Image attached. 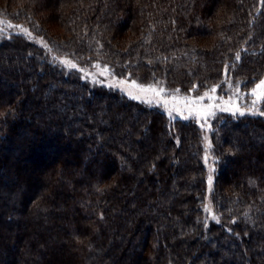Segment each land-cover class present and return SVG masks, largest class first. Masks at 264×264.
I'll use <instances>...</instances> for the list:
<instances>
[{"label": "trees", "instance_id": "1", "mask_svg": "<svg viewBox=\"0 0 264 264\" xmlns=\"http://www.w3.org/2000/svg\"><path fill=\"white\" fill-rule=\"evenodd\" d=\"M0 14L48 43L0 39V264H264V115L215 120L209 221L197 120L52 60L247 90L264 75V0H0Z\"/></svg>", "mask_w": 264, "mask_h": 264}, {"label": "rangeland", "instance_id": "2", "mask_svg": "<svg viewBox=\"0 0 264 264\" xmlns=\"http://www.w3.org/2000/svg\"><path fill=\"white\" fill-rule=\"evenodd\" d=\"M9 23L13 27H9ZM15 26H23L31 33L32 40L36 41L42 46H47L48 43L43 36L36 34L31 26L24 20L17 22L6 16L0 14V39L4 36H10L14 33H23L20 28ZM24 34V33H23ZM55 60L61 68L65 69V72H71L73 69L79 72L85 80H88L93 85L103 84L109 87H115L123 91L126 95L133 98V96H140L141 99H136L145 102L151 106L159 107L164 110L169 118L170 123H173L176 119H196L203 131L204 150L203 161L207 169L206 173V193H205V210L208 216V220H219L220 215L217 213L216 205L213 201V191L215 186V177L217 172V159L214 156L211 132L215 120L221 117V114H233L240 115L239 112L235 114L230 111H222L225 107L236 106L239 109L244 110V114H260L262 102L264 100V88L257 89V95L252 94V90L257 88V85L264 80V75L257 80L247 90H242L238 85L232 82V79H224L222 84L212 85L205 90L196 91L191 90L183 92L178 88L171 89L167 83L161 78L152 81H140L137 78L129 76H120L116 74L107 64L100 61L91 62L89 65H80L69 56L59 55L55 56L52 60ZM65 59L71 61L76 67H69L62 61ZM74 71V72H75ZM215 87V92L211 89ZM155 88L157 91L163 89L159 95L151 91H141V89ZM132 93V96L129 93ZM207 94V95H206ZM259 96V99L257 98ZM200 97H204L203 100ZM151 101V102H149ZM159 101V102H157ZM167 101V104H165ZM255 101V104H253ZM211 106V111L214 115H208L205 119L204 116L192 111L193 109L207 110ZM179 109V111H177ZM249 109H252L251 111ZM171 111V115L169 112ZM207 157V159H206ZM229 175H232L231 173ZM209 176H211V185H209ZM213 216L216 219H213Z\"/></svg>", "mask_w": 264, "mask_h": 264}, {"label": "snow or ice", "instance_id": "3", "mask_svg": "<svg viewBox=\"0 0 264 264\" xmlns=\"http://www.w3.org/2000/svg\"><path fill=\"white\" fill-rule=\"evenodd\" d=\"M9 27H13V25H11V24L9 23ZM15 27L20 28V30H21L24 34H26V35H28L29 37H31V33H30L27 29L23 28V26H15ZM236 59H237V60L240 59V54H239V53L236 54ZM62 62L65 63L66 65H68L69 67H73V68L76 67V65H75L74 63H72L71 61H69V60H67V59H65V60L62 61ZM260 88H264V80H262V81L260 82V84L257 85V88H255V89L252 90V94H253V95H257V89H260ZM141 91H151V92L155 93L156 95H159L160 92L163 91V89H160L159 91H157L155 88H149V89H141ZM211 91H212V92H215V87H213V88L211 89ZM129 95L132 96V93L130 92ZM206 95H207V94H206ZM261 95H264V93H261ZM133 98H134V99H141V97L138 96V95H137V96H133ZM257 98L259 99V96H258ZM200 99L203 100L204 97H200ZM149 102H151V101H149ZM157 102H159V101H157ZM165 104H167V101H165ZM253 104H255V101H253ZM221 110H222V111H230V112H233L234 114H235L236 112H239L240 115H243V114H244V110H241V109H239V107H236V106L225 107V108H223V109H221ZM249 110L251 111L252 109H249ZM177 111H179V109H177ZM192 111H195V112H197V114H200V115L204 116L205 119L207 118L208 115H214V114H215L213 111H211V106H209V108H208L207 110L193 109ZM260 114H261V115H264V113H260ZM169 115H171V111L169 112ZM206 159H207V157H206ZM211 180H212V178H211V176H209V185H211ZM213 219H216V217L213 216Z\"/></svg>", "mask_w": 264, "mask_h": 264}]
</instances>
